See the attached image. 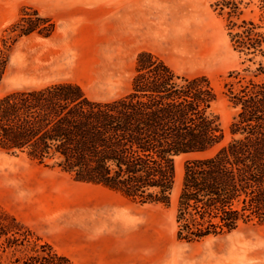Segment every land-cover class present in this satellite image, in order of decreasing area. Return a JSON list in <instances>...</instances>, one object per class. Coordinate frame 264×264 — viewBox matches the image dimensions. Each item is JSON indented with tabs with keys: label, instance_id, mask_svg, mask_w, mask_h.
I'll use <instances>...</instances> for the list:
<instances>
[{
	"label": "trees",
	"instance_id": "16d2710c",
	"mask_svg": "<svg viewBox=\"0 0 264 264\" xmlns=\"http://www.w3.org/2000/svg\"><path fill=\"white\" fill-rule=\"evenodd\" d=\"M251 1V0H249ZM258 20L243 17L245 0H210L222 18L232 50L247 64L230 72L223 95L235 110L230 141L223 142L213 111L217 94L206 76L177 74L156 55L137 54L130 92L97 102L73 83L14 91L0 98V150L24 155L79 183L102 186L140 205L170 206L175 158L195 155L183 166L175 205L177 241L199 242L264 225V0ZM9 47L55 23L24 7L12 24ZM2 44L7 48L6 39ZM7 58L0 51V82ZM0 213V254L39 239ZM46 253L19 264H74L43 243Z\"/></svg>",
	"mask_w": 264,
	"mask_h": 264
},
{
	"label": "rangeland",
	"instance_id": "374dc122",
	"mask_svg": "<svg viewBox=\"0 0 264 264\" xmlns=\"http://www.w3.org/2000/svg\"><path fill=\"white\" fill-rule=\"evenodd\" d=\"M117 1L121 9L137 13L134 27L147 28L152 36L134 44L83 42L66 25L57 24L49 37L33 33L9 47L10 27L22 8H35L32 0H0V51L7 58L0 98L14 91L73 83L93 101H112L130 92L136 56L147 51L179 75L210 80L217 94L213 111L223 130L221 146L228 143L235 110L223 95V85L230 72L247 64L241 65L243 59L232 50L210 0ZM245 2L250 3L243 8V17L257 21V0ZM142 13L146 27L141 25ZM176 27L185 30L178 40L154 37ZM192 158L195 155L175 158L170 206L164 207L133 203L102 186L75 182L56 168L0 150V213L15 218L20 231L26 228L39 239L36 248L30 242L0 254V264H19L14 259L35 255L34 248L42 255L43 243L74 264H264V225H241L229 234L194 243L177 241L176 199L183 166Z\"/></svg>",
	"mask_w": 264,
	"mask_h": 264
},
{
	"label": "crops",
	"instance_id": "0c3cea01",
	"mask_svg": "<svg viewBox=\"0 0 264 264\" xmlns=\"http://www.w3.org/2000/svg\"><path fill=\"white\" fill-rule=\"evenodd\" d=\"M117 0H32L35 10L56 25H66L77 40L92 43L134 44L146 41L153 31L147 28L134 27L137 13L123 10ZM140 13V12H139ZM142 23L145 25V14L142 13ZM143 27V26H142ZM146 27V25H145ZM178 27L169 31H159L156 39H165V36H175ZM173 31V32H172ZM167 39V38H166ZM176 40L172 41L175 52ZM111 264V263H107ZM114 264V263H112Z\"/></svg>",
	"mask_w": 264,
	"mask_h": 264
},
{
	"label": "bare ground",
	"instance_id": "6f19581e",
	"mask_svg": "<svg viewBox=\"0 0 264 264\" xmlns=\"http://www.w3.org/2000/svg\"><path fill=\"white\" fill-rule=\"evenodd\" d=\"M184 31H185V30H184ZM184 31L181 30V29H177V30H176V35L180 37V36L183 34ZM172 32H173V31H172ZM156 36H159V35L156 34ZM169 37H170V36H165L164 38L166 39V38H169Z\"/></svg>",
	"mask_w": 264,
	"mask_h": 264
}]
</instances>
